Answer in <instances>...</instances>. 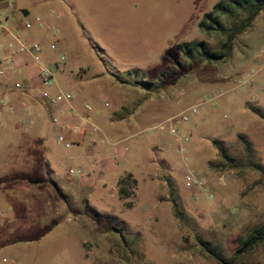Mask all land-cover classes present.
I'll return each instance as SVG.
<instances>
[{
  "label": "rangeland",
  "instance_id": "1",
  "mask_svg": "<svg viewBox=\"0 0 264 264\" xmlns=\"http://www.w3.org/2000/svg\"><path fill=\"white\" fill-rule=\"evenodd\" d=\"M217 1L61 0L44 10L61 23L41 47L43 55L56 45L53 85L89 104L94 120L88 126L69 108L65 122L53 108L69 148L57 139L60 128L36 146L35 158L18 159V146L6 147L0 264H217L194 236L230 260L237 238L264 222V179L251 168L209 167L219 160L212 140L246 163L239 134L264 166V120L250 110H264V10L222 61L189 64L174 51L193 40L218 49L222 36L197 27ZM192 105L196 113L181 120ZM119 114L129 117L112 122ZM103 153L113 165H103ZM125 172L137 185L122 200L117 180ZM186 174L195 185L186 186ZM165 177L182 221L172 214ZM240 264H264V242Z\"/></svg>",
  "mask_w": 264,
  "mask_h": 264
},
{
  "label": "crops",
  "instance_id": "2",
  "mask_svg": "<svg viewBox=\"0 0 264 264\" xmlns=\"http://www.w3.org/2000/svg\"><path fill=\"white\" fill-rule=\"evenodd\" d=\"M53 1L55 3V1L61 0H0L1 177H3L1 174L4 162L8 161L10 157L7 150L8 148H6L8 145H13V147L18 146V150L15 152V157L18 159L20 157H26L27 159L35 158L36 154H38L36 146L43 144L47 135L56 132L58 128L63 131L62 127L57 126V124L51 121L52 118L49 114L52 113L51 109L53 108L49 107L42 99L43 92H47L54 96L59 93L60 88H58L56 84L53 85V83L50 86L42 85V81L39 77V66L41 64L47 66L52 73V77L54 70H59L57 61L51 55V51L54 49H51L50 45L53 43H49L48 50L45 51L46 54L42 55L41 48L39 59L33 60L30 54L18 52L19 44L17 41L36 43L40 45V47L43 46V48L47 49V45H45L47 35H51L54 30L61 27L58 14H54V18L51 19L44 11ZM49 10L51 11V9ZM25 22H30L31 27L26 29L24 27ZM40 22H43L44 25ZM62 75L63 74H61V77H63ZM76 78L81 79L82 73L79 72ZM17 83H19L21 87L16 88ZM100 96L105 100L106 96ZM122 107L123 105L121 108ZM69 108H75L78 112H82L88 120H94L89 113L91 109L90 105L87 103L82 104L73 94H71V102L64 103V101H62L58 106L61 117L66 119L65 122L73 118V116H68L67 110ZM134 113V111H130L129 114L133 115ZM128 117L129 115H113L111 121L125 120V118ZM102 148H98L96 151L99 152ZM100 160L103 165H113L109 155L107 156L104 153ZM127 173L129 172H125L124 174ZM1 183H3V180L0 179V184ZM1 188L2 187H0V189ZM119 198L125 200L120 196ZM1 207H3V205ZM57 209L59 210L60 208ZM2 225L3 222L0 220V227H2ZM12 260V262H14L16 258L12 257Z\"/></svg>",
  "mask_w": 264,
  "mask_h": 264
},
{
  "label": "trees",
  "instance_id": "3",
  "mask_svg": "<svg viewBox=\"0 0 264 264\" xmlns=\"http://www.w3.org/2000/svg\"><path fill=\"white\" fill-rule=\"evenodd\" d=\"M264 10V0H219L212 9L205 13L198 21L197 27L200 32L207 35L217 33L222 36L218 49L212 50L203 40H193L180 43L174 51L188 61L194 63H216L230 56L234 40L243 32L250 29L257 15ZM250 110L264 120V110L258 107H250ZM246 158V163L241 165L237 159L229 154L223 142L212 140V144L218 150L219 160L211 162L209 167L213 170H229L251 168L256 171L260 178L264 179V166L253 161V149L249 140L242 134L238 135ZM168 186L169 200L172 206L173 216L182 221L185 214L182 210L180 198L173 182L165 177ZM136 186V180L131 173L124 174L117 181L119 196L123 199L131 195V189ZM200 250L217 264H240V259L264 242V222L252 227L248 232L237 238V246L233 250L230 260H227L219 251L218 247L210 241L194 236Z\"/></svg>",
  "mask_w": 264,
  "mask_h": 264
},
{
  "label": "built area",
  "instance_id": "4",
  "mask_svg": "<svg viewBox=\"0 0 264 264\" xmlns=\"http://www.w3.org/2000/svg\"><path fill=\"white\" fill-rule=\"evenodd\" d=\"M43 25V24H42ZM24 27L26 29L30 28L31 27V23L30 22H25L24 23ZM18 41V44H19V47H18V52H26L28 54H30L33 58V60H38L40 55H41V47L40 45L36 44V43H27V42H24V41ZM50 48L51 49H55L56 48V45L55 44H51L50 45ZM64 57H61V59L63 60ZM39 77L42 81V85L44 86H50L52 85L53 83V77H52V73L50 72V70L47 68V66H45L44 64H41L39 66ZM21 87V85L19 83L16 84V88H19ZM42 99L45 101V103L51 107V108H58L59 106V103L64 101V102H68L71 100V94L70 93H58L57 95H50L48 94L47 92H43L42 93ZM196 113V106L195 105H192V106H189L188 108H186L185 110H183L179 115L178 117L181 118V120L183 121H187L190 116L192 114ZM76 114V112H75ZM173 118H170L168 119L167 121L165 122H161L157 125V127L159 129H166V122L172 120ZM51 121L54 123L56 121V118H52ZM85 121V124L86 125H91L90 121L89 120H84ZM94 129H96L94 127ZM170 133L172 134H175V130L174 128L170 127L169 129ZM58 141L59 142H64V137H63V132L61 131L57 137ZM185 139H188V136L185 137ZM64 146L66 148H69L71 146V143H68V142H64ZM185 184L186 186L190 187L192 185H195L196 184V180L189 174H186L185 175Z\"/></svg>",
  "mask_w": 264,
  "mask_h": 264
}]
</instances>
